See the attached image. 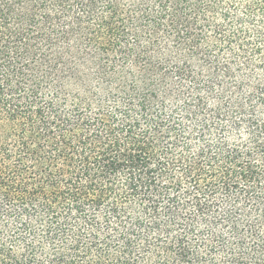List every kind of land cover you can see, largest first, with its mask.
Returning <instances> with one entry per match:
<instances>
[{
  "label": "trees",
  "instance_id": "16d2710c",
  "mask_svg": "<svg viewBox=\"0 0 264 264\" xmlns=\"http://www.w3.org/2000/svg\"><path fill=\"white\" fill-rule=\"evenodd\" d=\"M0 264H264V0H0Z\"/></svg>",
  "mask_w": 264,
  "mask_h": 264
}]
</instances>
